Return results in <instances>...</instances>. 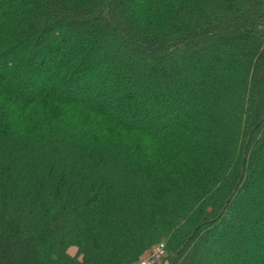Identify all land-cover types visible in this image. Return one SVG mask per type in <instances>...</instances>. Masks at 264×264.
I'll return each mask as SVG.
<instances>
[{
    "label": "trees",
    "instance_id": "obj_1",
    "mask_svg": "<svg viewBox=\"0 0 264 264\" xmlns=\"http://www.w3.org/2000/svg\"><path fill=\"white\" fill-rule=\"evenodd\" d=\"M263 164L264 0H0V264H199ZM244 244L216 264H264Z\"/></svg>",
    "mask_w": 264,
    "mask_h": 264
},
{
    "label": "rangeland",
    "instance_id": "obj_2",
    "mask_svg": "<svg viewBox=\"0 0 264 264\" xmlns=\"http://www.w3.org/2000/svg\"><path fill=\"white\" fill-rule=\"evenodd\" d=\"M230 49L228 48L222 50L218 47H212L210 51L204 54L203 58L199 61H194V65L190 67L186 66L184 69H179V73L177 74L178 78L176 79L178 90L176 89L175 94L172 95L171 103L176 104L180 102V104H182V108L187 107V98L196 92V88L200 86L202 76H205L208 72L214 71V62L217 58L225 60L228 58V54L229 56L232 55L234 50H231L232 52L230 54ZM236 50L237 49L235 48V52L233 54H236ZM113 52L115 54L119 53L114 50ZM116 56H118V54H116ZM93 57L97 58L98 56L96 55ZM115 66L120 65L115 64ZM134 68L137 69V72H134L137 74L140 68L137 66H134L133 69ZM18 76H20V74H18ZM137 78H133V83H136ZM32 85L33 83L29 79H24V84L18 95L24 96L26 92L31 90V87H33ZM148 117L143 116L142 121H144V124L148 127V129L150 128V130H152L149 120L156 118L155 113L150 115L149 118ZM252 181V185L246 189V192L242 194L240 200H238L235 206L229 211V214L220 230H217L212 235L214 237L213 242L215 243V246L218 244H231L233 248L239 249L242 243H245L243 245L245 246L249 244L250 241H254L255 239L257 240V235L264 232V164ZM257 217L262 218V222L260 224L256 222ZM213 242L203 245V251L197 257L199 264H209L210 262L214 264L217 263V260H214L215 254H213ZM150 251L151 250H149L144 257H146ZM214 252L218 253L219 251L216 250ZM70 253L75 255L77 250L72 248L70 249ZM236 263L238 264V262ZM165 264H169V261H166Z\"/></svg>",
    "mask_w": 264,
    "mask_h": 264
},
{
    "label": "built area",
    "instance_id": "obj_3",
    "mask_svg": "<svg viewBox=\"0 0 264 264\" xmlns=\"http://www.w3.org/2000/svg\"><path fill=\"white\" fill-rule=\"evenodd\" d=\"M167 256V249L164 244H159L154 247L146 257H144L139 264H165V257Z\"/></svg>",
    "mask_w": 264,
    "mask_h": 264
},
{
    "label": "water",
    "instance_id": "obj_4",
    "mask_svg": "<svg viewBox=\"0 0 264 264\" xmlns=\"http://www.w3.org/2000/svg\"><path fill=\"white\" fill-rule=\"evenodd\" d=\"M244 162H245V159H244ZM242 170H244V166H243V169H242ZM237 189H238V188H236L235 192L237 191ZM235 192H234V193H235ZM228 203H229V201L227 202L226 206L228 205ZM195 234H196V233H194V234L188 239V242L191 241V240L195 237ZM184 248H185V245H184V247L179 251V253L176 255V257H175V259L173 260L172 264H175V261H176L177 257L183 252Z\"/></svg>",
    "mask_w": 264,
    "mask_h": 264
}]
</instances>
